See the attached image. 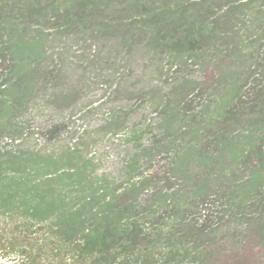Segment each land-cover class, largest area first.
I'll list each match as a JSON object with an SVG mask.
<instances>
[{
    "label": "trees",
    "instance_id": "trees-1",
    "mask_svg": "<svg viewBox=\"0 0 264 264\" xmlns=\"http://www.w3.org/2000/svg\"><path fill=\"white\" fill-rule=\"evenodd\" d=\"M0 264H264V0H0Z\"/></svg>",
    "mask_w": 264,
    "mask_h": 264
},
{
    "label": "rangeland",
    "instance_id": "rangeland-1",
    "mask_svg": "<svg viewBox=\"0 0 264 264\" xmlns=\"http://www.w3.org/2000/svg\"><path fill=\"white\" fill-rule=\"evenodd\" d=\"M104 91H105V89H104ZM104 91L103 90H99V91H96V93H98L97 95H101V93H103ZM100 120H101V116H99L97 114H94L92 116V118L89 119V120H86L84 122V124H82V120L81 119L78 121V123H79V125H83V127H86V126L96 125ZM35 132L36 133L34 134L33 139H36V140H34L32 142H31V140H29V142H27L26 145H31L33 143H38L39 145H42L43 144V142H44L43 135L38 130H35Z\"/></svg>",
    "mask_w": 264,
    "mask_h": 264
}]
</instances>
